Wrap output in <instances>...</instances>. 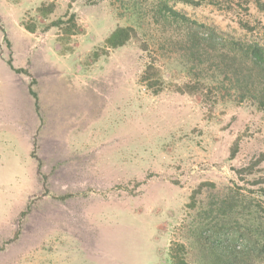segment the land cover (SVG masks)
Segmentation results:
<instances>
[{
	"label": "rangeland",
	"instance_id": "1",
	"mask_svg": "<svg viewBox=\"0 0 264 264\" xmlns=\"http://www.w3.org/2000/svg\"><path fill=\"white\" fill-rule=\"evenodd\" d=\"M234 1L175 9L264 43V11ZM44 2L57 5L48 19L37 11ZM67 12L76 34L45 29ZM241 20L259 26L252 33ZM117 26H135L138 40L105 53ZM174 26L151 13L137 20L120 0H0V264H176L177 253L201 264L193 191L205 181L259 187L264 162L252 175L236 169L264 152V111L230 72L186 61ZM149 63L161 68L162 85L141 80ZM200 80L203 92L178 90Z\"/></svg>",
	"mask_w": 264,
	"mask_h": 264
},
{
	"label": "trees",
	"instance_id": "2",
	"mask_svg": "<svg viewBox=\"0 0 264 264\" xmlns=\"http://www.w3.org/2000/svg\"><path fill=\"white\" fill-rule=\"evenodd\" d=\"M120 1L125 12L137 20L151 13L152 19L157 24L175 25L174 28L183 34L177 42L185 48L183 57L186 61L201 63L200 71H207V65L213 66L215 76L225 77V74L230 72L231 77L228 75L227 77L233 81L234 88L238 89L240 95L244 97L247 94L250 98L256 99L264 111V43L256 39L222 33L175 9V5L179 3L200 6L204 3L219 4L220 2L231 9L235 3L234 0ZM251 1L245 0V3L249 4ZM254 1L256 7L264 11V0ZM56 6L54 2H44L37 11L44 19H48L56 10ZM240 24L252 33L259 26V22L251 24L248 20H241ZM52 26L60 27L68 38L80 30L76 15L69 12L50 21L45 29ZM27 28L35 31L36 25L27 24ZM132 39L138 40V29L135 26H117L105 38L103 52L107 53L108 49L123 47ZM143 46L146 47L144 44ZM94 54L97 56L98 51ZM8 63L17 73H28L23 68H16L11 59ZM141 80L152 88L162 85L164 79L161 68L149 63L141 75ZM35 82L32 80L31 85ZM205 86L206 83L200 80L194 85L184 84L183 87H178V90L194 95L203 92ZM31 93L37 99L36 92L31 89ZM36 107L39 110L38 101ZM238 148V141H236L232 146V158L237 154ZM33 156L38 160L40 176L42 161L34 152ZM262 162H264V152L256 161L247 167L236 169V172L240 177L245 171L252 175L254 168ZM252 184L259 187L248 189L249 193H245L246 188L242 186L232 187L210 181L200 183L193 191L189 206L196 209L197 201L202 203L196 210L191 230L192 243L201 264H258L264 261V178L258 177ZM201 196L204 198L199 199ZM176 256V264H188L183 256H179L178 253Z\"/></svg>",
	"mask_w": 264,
	"mask_h": 264
}]
</instances>
